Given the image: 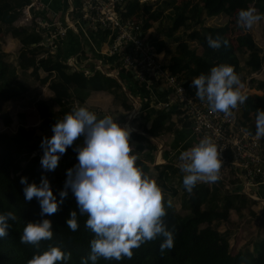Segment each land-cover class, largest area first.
<instances>
[{"label": "trees", "instance_id": "1", "mask_svg": "<svg viewBox=\"0 0 264 264\" xmlns=\"http://www.w3.org/2000/svg\"><path fill=\"white\" fill-rule=\"evenodd\" d=\"M125 1L126 17L141 20L145 32L153 28L152 22L160 19L161 14L153 11L152 6L148 4L149 0L146 3L141 0ZM245 1L187 0L181 5L178 0L165 1V6L171 8L169 25L164 31L157 29V35L149 36L150 45L158 54L167 48L169 41L176 45V52L169 61L168 70L184 81L190 96L196 97L191 80L201 73L208 74L213 66H233L240 80L244 71L251 75L263 69L264 50L253 39L239 36L236 38V47L229 35L231 25L228 22L225 25L204 27V17L222 14L229 18ZM29 3L30 0H0V41L11 35L21 46L16 64L11 63L9 56L0 51V117L5 127L11 126L12 118L4 106L21 99L28 92V86L20 80L19 72L26 74L31 71V75L36 77L41 85H47L53 94L50 100H39L35 104L41 120L39 130L49 137L52 135L51 126L74 108L75 98L80 103H85L91 92H108L114 96L116 103L127 112L131 111L132 106L117 80L98 71L93 76L85 77L81 73L71 71L66 64L52 55L42 57L44 52L39 46L42 40L40 34L15 26L21 16L20 9ZM254 8L264 16V0H254ZM162 34L166 39L161 37ZM209 34L213 37L218 35L222 41L228 42L227 45L221 43L218 49L208 47L205 36ZM193 42L198 43L201 54L191 46ZM237 50L248 53L244 67L240 64ZM40 73L45 76L41 78ZM251 88L264 92V81ZM258 109L264 110V93L248 95L243 104L241 121L254 133L255 114ZM169 117L168 114L158 115L145 120V124L140 127L149 137L157 138L173 131L174 125L169 123ZM20 119L21 124L15 133H0V213L11 211L16 216L15 221H9L11 227L8 234L0 239V264H27L34 254L42 253L49 246H59L63 251L70 253L68 264H81V258H86L90 252L89 242L93 233L85 228L87 217L79 214L70 190L63 203L58 206L57 212L43 217L51 221V240H42L38 246L20 243L19 237L25 224L37 222L42 217L39 215L40 209L35 197L30 201L24 199V185L19 181L21 177H26L27 183L38 185L41 175H44L59 200L58 192L64 190L66 169L78 162L73 148L82 143L83 137L77 138L73 145L66 149L55 170L45 172L40 166L42 139L37 137L35 129L29 130L25 127V116L20 115ZM148 122H151L150 127H147ZM131 140L148 141L146 137L137 134H132ZM262 140L264 142V137ZM136 164L145 174H149V168L142 161L138 160ZM157 168L158 176L155 181L161 187L162 193L180 197L181 208L187 211L186 215H181L170 206L165 208L166 216L163 219L174 237L172 249L161 252L159 244L163 238L157 237L133 249L130 259L115 261L100 258L97 264H264V238L256 242L252 250L246 249L232 254L231 232L219 230L221 224L230 220L232 211L243 215V211L248 209L250 215L254 216L250 210L255 204L254 201L244 195L223 193L216 186L209 188L198 182L192 191L188 192L184 189L183 175L178 168L169 165ZM173 179L178 180L175 187L167 183ZM70 211L77 212L79 226L76 231L69 230L66 225Z\"/></svg>", "mask_w": 264, "mask_h": 264}, {"label": "clouds", "instance_id": "2", "mask_svg": "<svg viewBox=\"0 0 264 264\" xmlns=\"http://www.w3.org/2000/svg\"><path fill=\"white\" fill-rule=\"evenodd\" d=\"M261 15L255 9H241L237 23L251 28ZM206 44L212 49L225 46L218 35L205 36ZM195 96L206 101L210 110L230 116L231 110L243 104L247 97L241 93L239 75L229 64L210 68L208 74L201 73L191 80ZM52 135L41 140L43 171L56 169L58 161L75 140L83 137L82 143L73 148L78 161L66 169L64 190L53 194L49 181L41 175L39 184L27 183L20 178L24 199L35 197L39 205L37 222H28L19 237L21 244L38 246L53 236L51 221L45 217L58 210L71 191L80 215H86L85 228L93 233L89 242L90 252L81 258V264H97L98 259L120 261L130 259L133 249L145 242L162 237L159 249L171 250L174 237L165 224V201L161 187L145 174L136 164L137 156L130 146L131 129L118 124L110 115H98L84 106L73 108L62 119L51 126ZM264 137V110L255 114L254 138ZM183 163L184 189L191 192L197 182L213 183L219 179L222 159L216 144L210 137H202L179 157ZM170 206V202H169ZM13 212L0 213V239L8 234L9 221H15ZM67 228H78L77 212L70 211L66 220ZM70 253L59 246H49L42 253L34 254L27 264H68Z\"/></svg>", "mask_w": 264, "mask_h": 264}, {"label": "built area", "instance_id": "3", "mask_svg": "<svg viewBox=\"0 0 264 264\" xmlns=\"http://www.w3.org/2000/svg\"><path fill=\"white\" fill-rule=\"evenodd\" d=\"M125 0H81L80 15L92 31H109L112 36L110 55L117 57L121 72L130 75L133 80L146 88L163 87L170 92L167 102L158 103L161 108L180 106L179 119L190 125L194 144L202 137H210L216 144L222 168L219 179L213 183L198 182L209 188L218 187L223 193L244 195L255 202H263L253 189L259 191L264 187V142L262 137L254 138V131L242 123L243 104L231 110L230 116L210 110L206 101L190 96L184 81L172 75L168 67L159 59L155 49L150 45L149 33L143 29L141 20L126 17ZM19 27L39 33L42 40L39 44L43 50L42 57L53 55L59 40L66 35L67 28L54 23L57 14L52 12L44 0H30L20 9ZM49 17H51L49 19ZM74 68L72 64H68ZM113 78L116 73L105 71L101 65L95 72ZM92 72L86 71L89 77ZM246 83L242 92L246 97L250 93V83ZM132 102L134 97L128 94ZM131 115V120L135 119Z\"/></svg>", "mask_w": 264, "mask_h": 264}, {"label": "crops", "instance_id": "4", "mask_svg": "<svg viewBox=\"0 0 264 264\" xmlns=\"http://www.w3.org/2000/svg\"><path fill=\"white\" fill-rule=\"evenodd\" d=\"M44 2L49 6L52 12L57 14L55 19H50L51 17H49V19L52 20V22L60 23L62 27L67 28L65 37L59 40L57 49L52 56L67 66L68 64H72L74 68L72 69L68 66L70 70L81 73L83 76H85L84 73L86 71L92 72L90 76H93L95 74L93 72L99 65L109 73H116L117 76L114 75L113 79L117 80L122 86L126 97L128 98V103L132 106V110L127 112L119 103L115 102L114 96L108 92H91L85 106L87 108H90L89 105L94 106L95 109L92 108V111L96 112L97 115L99 114L100 116L98 115V117L110 115L118 124L131 129L130 146L137 156V161H142L149 168V177L151 179L155 180L157 178V167L169 165L180 170L183 163L179 158L180 154L193 146L194 136L191 132L190 125L179 119V105H173L169 109L157 106L158 103L167 102L170 92L163 87L146 88V86L136 83L130 75L120 71L117 57L111 56L109 53L112 44L111 32L103 30L92 31L85 23H82L80 19L81 0H44ZM225 23L226 22L213 25L209 24L206 25V27L225 25ZM15 26L19 27V20L15 23ZM148 33L149 36L156 34L154 33L153 28L149 30ZM2 41H5L2 52L9 56V61L11 63L16 64L21 47L18 40L14 39L11 35H7ZM2 41H0L1 45ZM169 45L168 42L167 48L163 52L159 54L157 53L161 62L167 67L171 57L175 55L176 52V47H174V51H171ZM192 47H196L197 53L201 54L202 51L198 46V43L195 44V47ZM262 70H264V67ZM262 70L251 76L255 75V78H257ZM27 73L31 74V71ZM45 86L47 87V85ZM47 90L49 92L47 98L39 100H50L53 97L52 92L49 89ZM128 94L134 97L135 102L130 100ZM248 95H251V93ZM115 112H119L124 118L122 119V117L120 118L118 116L115 117ZM133 114L137 117L131 120L130 116ZM162 114L170 115L169 123L174 125L173 131L162 134L157 138L149 137L143 132L140 126L145 124V120L152 119ZM121 122L124 124H121ZM150 125L151 122H148L147 127H150ZM132 134L146 137L148 141L132 142ZM180 174L183 175L181 171ZM258 196L263 201L260 203L264 205V187L259 189ZM255 204L259 205V202H255ZM255 204L251 206L250 210L256 217L259 212L255 209ZM262 209L264 215V207ZM244 214L245 212L243 211V215ZM243 215L232 211L228 223L235 219L240 221L242 219L241 216ZM248 216L249 219L253 217V215ZM237 224L232 225L233 228L228 227L224 230L231 232V238L236 235L234 227H236ZM239 232H241V229H239ZM254 244L255 243L252 244V248ZM241 251H243V249L237 251L236 254Z\"/></svg>", "mask_w": 264, "mask_h": 264}, {"label": "rangeland", "instance_id": "5", "mask_svg": "<svg viewBox=\"0 0 264 264\" xmlns=\"http://www.w3.org/2000/svg\"><path fill=\"white\" fill-rule=\"evenodd\" d=\"M165 1L166 0H149L148 4L152 6L153 11H158L161 16L160 19L156 22L153 23V31L156 33V30H166L168 25H169V16L171 13V8H168L165 6ZM187 0H178V4L181 5L183 2H186ZM142 3H146L147 0H141ZM255 9L254 8V0H246L241 7L237 10L235 14L227 18L226 16L222 14H214L213 16L210 17H204V27L209 24H219L222 22H228L231 25V29L229 32V35L234 43V45L237 47V42L236 38L239 36H247L251 39H253L256 44L264 50V16L261 15V19L257 21L251 28H244L242 25H239L237 23V14L239 10L241 9ZM256 10V9H255ZM258 13V11L256 10ZM259 14V13H258ZM146 17V16H145ZM144 17V18H145ZM157 35V34H156ZM162 38L166 39V37L162 34ZM4 39V38H3ZM7 39V38H6ZM5 39V41H6ZM10 40V39H9ZM5 41H2V45L0 46V51L2 52L3 44ZM169 48L171 51H174V47L176 45L169 41ZM196 42L192 43V46L195 47ZM196 48V47H195ZM237 55L240 60V64L242 67L245 66L246 60L248 58V53L247 52H238L237 50ZM17 61V60H16ZM20 75V80L25 83L28 86V92L26 95H24L21 99H18L16 101L8 103L4 108L7 110V112L10 114V117L12 118V124L9 127H5L3 120L0 117V133H9L13 134L17 131L18 127L21 124V119L20 115L25 116V127L28 128L29 130L35 129L37 137L42 139L44 137H49L48 134H45L41 130H39V125L41 124V120L39 118L38 112L35 108V103L39 99H46L48 95V88L46 86H43L39 83V80H37L36 77L32 76L31 74H23L22 72H19ZM252 75V74H251ZM251 75L247 74L246 71H244L241 75V93L242 91L246 88V83L247 81L251 78ZM41 78H43L45 75L43 73H40ZM264 81V70L259 74L257 78H254V80L251 81L250 83V88L256 85V83ZM251 94H257V95H262L264 92L262 91H256L255 89L251 88L250 89ZM88 97H86L85 103H87ZM85 103H80L76 98H75V107L79 106H84L86 107ZM88 105V104H87ZM88 108L90 111H92L94 106H90ZM87 108V107H86ZM93 108V109H92ZM96 111V110H95ZM94 112V111H93ZM96 113V112H95ZM98 113V111H97ZM117 114V115H116ZM115 117H122L119 112L114 113ZM114 117V118H115ZM121 124H124L121 122ZM149 176V174L147 173ZM169 186H177L178 180L173 179L167 182ZM252 193L258 194V190L253 189ZM164 201H165V208L166 206H169L170 202V207L178 211L181 215H186L187 211L183 210L181 208L182 206V200L180 197H171L168 193H163ZM258 203V202H257ZM255 209L259 214L255 217L253 216L252 218L249 219L250 212L248 209H245L244 212L245 214L242 217L240 221L238 220H233L230 223H224L219 226L220 231H224L226 228L230 227L233 228L232 225L237 226L235 228V233L236 235L231 238V252L232 254H236L237 251L240 249L246 250L250 249L252 250V244L260 241L261 239L264 238V215H263V207L259 202V205H254ZM229 228V229H230ZM238 229V230H236ZM239 229H241V232H239ZM237 231V232H236Z\"/></svg>", "mask_w": 264, "mask_h": 264}]
</instances>
